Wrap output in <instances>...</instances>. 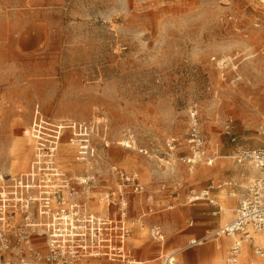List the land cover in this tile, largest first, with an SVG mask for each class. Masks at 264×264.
Returning a JSON list of instances; mask_svg holds the SVG:
<instances>
[{
	"label": "rangeland",
	"instance_id": "obj_1",
	"mask_svg": "<svg viewBox=\"0 0 264 264\" xmlns=\"http://www.w3.org/2000/svg\"><path fill=\"white\" fill-rule=\"evenodd\" d=\"M227 56L228 66L219 68L212 61ZM35 110L44 122L40 138L58 137L62 168L77 173L82 165L67 142L73 130L64 127L56 136L55 127L73 123L77 132V123L86 121L96 127L87 138L101 176L110 164L139 172L146 194L138 202L135 195L127 196L131 256L141 251L131 242L135 234L149 241V224L142 227L134 219L141 208L154 209L149 202L154 205L176 186L181 198L209 178L224 181L242 170L248 174L227 157L232 144L222 133L224 120H232L242 144L264 147V0H0L1 174L15 176L27 168L31 144L17 170H10L15 155L8 151L18 135L29 134ZM193 121L207 150L216 149L219 158L212 166L198 162L191 174L193 165L180 157L191 154L185 139ZM175 138L181 143L169 156L166 141ZM63 157L66 165L60 162ZM170 157L168 165L158 159ZM219 189L216 198L225 202L224 192L230 190ZM239 189L231 191L237 195L243 192ZM235 205L234 197L233 210ZM209 210L176 204L173 210L150 213L149 220L162 226L169 251L218 224ZM189 217L191 228L186 226ZM214 243L184 252L178 264H213L218 259ZM253 243L248 245L251 258L264 264ZM225 247L222 264H228ZM105 263L117 264H91Z\"/></svg>",
	"mask_w": 264,
	"mask_h": 264
},
{
	"label": "built area",
	"instance_id": "obj_2",
	"mask_svg": "<svg viewBox=\"0 0 264 264\" xmlns=\"http://www.w3.org/2000/svg\"><path fill=\"white\" fill-rule=\"evenodd\" d=\"M212 61L219 68L231 62L229 56L213 57ZM42 123L43 118L35 110L28 127L33 147L27 168L15 176L0 173V264H86L89 259L142 264L131 258L128 245L133 222H128L127 196L141 197L146 194V187L138 173L126 172L110 164L105 177L101 176L97 167L99 158L87 138L96 127L94 123L86 121L77 123V132L73 123L55 127L56 136L65 130L64 127L73 130L67 142L75 150L73 159L82 165L77 173L62 168L57 161L58 137L54 141L42 140ZM234 128L230 118L224 120L222 133L232 144L227 157L250 172L248 175L240 173V177L246 179L243 184L231 177L217 185L243 189L236 198L233 218L211 233L188 242L190 246L199 245L211 237L238 233V241L229 247L228 264H237L239 243L245 240L252 242V233H259L264 238V147L242 144ZM261 130L264 133V129ZM101 143L102 147H108L104 138ZM166 143L170 156L181 142L175 138L168 139ZM185 143L191 154L180 157L182 163L211 165L219 156L216 150H207L206 140L200 135L194 121L188 129ZM137 151L147 158L152 157L146 149L139 148ZM158 159L168 165L173 157L169 160ZM109 181L114 182L113 187L108 184ZM203 199L215 205L209 185L192 194L188 200ZM94 202L104 206L103 212L93 208ZM218 210L220 206H217ZM38 229H43L42 236L46 238L36 242L33 234ZM148 233L154 240H163V233L158 227H150ZM253 248L255 255L264 257V246L254 245ZM176 253L171 251L164 254L162 264L175 263L173 259Z\"/></svg>",
	"mask_w": 264,
	"mask_h": 264
},
{
	"label": "crops",
	"instance_id": "obj_3",
	"mask_svg": "<svg viewBox=\"0 0 264 264\" xmlns=\"http://www.w3.org/2000/svg\"><path fill=\"white\" fill-rule=\"evenodd\" d=\"M29 127V126H28ZM28 127H27V130H28ZM31 145H32V147H33V142H32V140H31ZM214 150H216V149H214ZM4 155H5V153H4ZM7 155V154H6ZM30 155H31V153H30ZM219 155V154H218ZM31 157V156H30ZM30 157H29V159H30ZM219 158V156L213 161V163L211 164V165H206V164H204V165H206V166H212L213 164H214V162L217 160ZM229 158V157H228ZM29 161V160H28ZM233 162V161H232ZM235 165H238V164H236L235 162H233ZM240 166V165H239ZM126 171V170H125ZM131 171H137V170H134V169H132V170H129V171H126V172H131ZM241 172H243V174H244V170H242V171H239L237 174H235V175H231L230 177H228L226 180H220V179H218V180H214V179H212V178H209L208 179V183L207 184H205L204 186H202V187H199L198 189H196V190H194V191H190V192H187V193H185V194H182V196H181V198H179V196H180V191L178 192V188H176V187H173L171 190H170V192H169V194L167 195V196H164L163 198H161V200L160 201H157V202H155L154 203V205H157L158 203L160 204V205H162L163 207H161V208H159L158 206H154V205H151L150 204V202H149V206H152L154 209L153 210H151L150 212H148V213H144L145 211H144V209H142L141 208V210H140V213H139V215L136 217V218H134V219H136V220H138V222L140 223V226H144L143 224H149L148 225V227H147V235H148V237H149V241H143V240H141V236H140V234L138 235V233L137 234H135L136 235V237H133L134 239H137V240H141L142 241V243L141 244H139V245H137V246H135V244H134V242L133 241H131L132 243H133V246H134V248H139L140 249V247H141V251H139V252H136V253H132L131 254V258L133 259V260H135V261H140V262H142V264H146V263H148V262H151V264H154L152 261H156V264H162V256L164 255V254H166V253H168V252H177L176 253V255H175V263L174 264H178V257L180 256V255H182L184 252H187V251H189V250H191V249H193V248H195V247H199V246H202V245H204L207 241H216L217 239H219V238H221V237H218V238H214V237H211V238H208V239H206L202 244H199V245H192V246H190V245H188V242H189V240H191L192 238H197V237H199V236H203V235H206V234H208V233H211L214 229H216L219 225H220V223H219V221H220V217H221V213L223 212V206L225 205V202H224V200H219L218 198H216V196L218 197L219 196V193L222 191L221 189H219V187H217V185L218 184H220V183H224V182H227L231 177H233L234 179H236L239 183H241V184H243L244 183V181H246V179H245V177L243 176V177H240V173ZM139 173V172H138ZM247 173H249V170H248V172ZM140 175V174H139ZM244 175H248V174H244ZM141 179V178H140ZM143 183V182H142ZM144 184V183H143ZM210 186L211 187V196H212V198H214V200H215V205H211V204H209V203H207V201L206 200H188L189 198H190V196L192 195V194H194V193H196L198 190H200L201 188H203V187H205V186ZM223 187L224 188H227L228 190H230V191H225L224 192V198H226V197H229V196H231V198L232 199H234V197H235V202H236V198L239 196V195H241V193H239V194H235L233 191H231V190H235V189H238L239 187H237V186H230V185H223ZM223 189V188H222ZM240 189H242V188H240ZM239 189V190H240ZM241 192L243 191V189L242 190H240ZM133 198H135V200H137V202H138V199L139 200H141V197H138V196H134ZM145 199V198H144ZM218 199V200H217ZM227 199V198H226ZM179 200H180V203H179ZM152 202V201H151ZM180 205V206H182V207H185V206H196V205H205V206H209L210 207V210L207 212L209 215H211L212 217H217L218 218V224H216V225H214V226H212L210 229H207V230H205L204 232H201V233H194V234H192V235H190L184 242H182L179 246H177V247H175L174 249H172V250H167V249H165V242H166V240H165V234H164V231H163V228H162V226L159 224V223H157V222H153V221H151V220H149V216H151V214L150 213H152V214H158V213H160V212H162V211H169V210H173L174 209V207H175V205ZM231 205H232V201H231ZM217 206H220V210H218L217 211ZM236 206V205H235ZM130 209V208H129ZM128 209V211H130ZM214 211H217L215 214L213 213ZM234 211V210H233ZM233 211H232V214H233ZM129 214V213H128ZM127 214V215H128ZM232 218H233V216H232ZM231 218V219H232ZM230 219V220H231ZM229 220V221H230ZM193 223H194V220H193V218H191V217H189V218H187V222H186V226H187V228H191L192 226H193ZM152 226H155V227H158L161 231H162V233H163V240L162 241H157V240H154V239H152L150 236H149V233H148V229L150 228V227H152ZM199 228L197 227V229L196 230H198ZM195 232V231H194ZM179 239V238H178ZM145 242V243H144ZM253 242H254V239H253ZM243 243V242H242ZM147 246H146V245ZM254 245H257V244H255V243H253ZM248 245H251V242H248ZM153 246L155 247H157V249H153ZM212 248L214 249V244L212 245ZM249 248V247H248ZM215 250V249H214ZM154 252V253H153ZM263 258V257H262ZM149 259H151L150 261H149ZM92 260H95V259H92ZM99 262L101 261V260H98ZM103 261V260H102ZM93 261H91L90 263H88V264H91Z\"/></svg>",
	"mask_w": 264,
	"mask_h": 264
},
{
	"label": "bare ground",
	"instance_id": "obj_4",
	"mask_svg": "<svg viewBox=\"0 0 264 264\" xmlns=\"http://www.w3.org/2000/svg\"><path fill=\"white\" fill-rule=\"evenodd\" d=\"M29 144H31V138H30V134H27V133H25L24 135H18L16 137V139L12 142V144H10V148H9L8 153H9V155H11V157H12V155L13 156L15 155V158H13V159L11 158L12 160L10 162V170H17L18 167L21 168L23 166V164H25L26 159H27V152L29 151V149L25 148V146L29 145ZM67 148H69V147H67ZM67 150H69V149H67ZM65 159H66L65 157L60 158V162L64 164L65 162H63L62 160H65ZM18 160H21V161H18ZM65 165H66V163H65ZM194 165L195 164H193V166H191L189 168L191 174H193ZM226 198H227V200H225V205L223 206V212L221 213L219 226H223L224 224H227L233 216V214H232L233 207L231 205L232 198H231V196L226 197ZM93 205H94L93 208L96 211L98 210V211L103 212L104 209H103L102 204H95V202H94ZM41 230L43 231V229H40L37 231L35 230V232H34L35 234H33V238L35 239L36 242L37 241L39 242L41 239L46 238L44 235L41 236L42 238L38 236L39 234H43V232H41ZM138 234H140V233H138ZM140 236H141V234H140ZM251 236L253 237L255 244H257L259 246H264V238L262 235H260L259 233H252ZM238 239H239L238 233H231V235H229V236H222L221 238L217 239L214 243V249L217 251L218 259L213 264H222V258L221 257H222V254L224 253V249L226 248L225 246L229 245V247H230L231 244L233 242H237ZM131 240L134 242L135 246L142 243L141 240H137L134 238ZM239 245H240V248H239V251L237 253V264H247V263L248 264H257L251 258V255L249 253L248 241L245 240L243 243L242 242L239 243ZM193 249H195V248H193ZM187 254H188V252H187ZM257 257L259 259L258 261L264 260V258H262V257H259V256H257ZM150 260L151 259H149V261ZM92 261H93V263L98 262L97 260H92ZM173 261H175V258L173 259ZM82 264H85V263H82ZM146 264H151V262H148ZM172 264H174V263H172Z\"/></svg>",
	"mask_w": 264,
	"mask_h": 264
}]
</instances>
